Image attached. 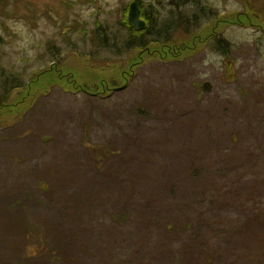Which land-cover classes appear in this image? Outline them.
<instances>
[{"label": "rangeland", "instance_id": "374dc122", "mask_svg": "<svg viewBox=\"0 0 264 264\" xmlns=\"http://www.w3.org/2000/svg\"><path fill=\"white\" fill-rule=\"evenodd\" d=\"M132 1L0 0V264H264V0Z\"/></svg>", "mask_w": 264, "mask_h": 264}, {"label": "water", "instance_id": "95a60500", "mask_svg": "<svg viewBox=\"0 0 264 264\" xmlns=\"http://www.w3.org/2000/svg\"><path fill=\"white\" fill-rule=\"evenodd\" d=\"M139 4L140 0H134L130 4L128 11V22L137 30H143L145 28V22L139 19ZM202 89L204 92H208L210 90V84L204 83L202 85Z\"/></svg>", "mask_w": 264, "mask_h": 264}, {"label": "trees", "instance_id": "16d2710c", "mask_svg": "<svg viewBox=\"0 0 264 264\" xmlns=\"http://www.w3.org/2000/svg\"><path fill=\"white\" fill-rule=\"evenodd\" d=\"M173 1V0H172ZM147 18V17H146ZM151 18H153L152 16H151ZM148 19V18H147ZM150 19V18H149ZM148 21V20H147ZM148 24H147V28L143 31V32H140V33H138L139 34V37H142L147 31H149V29H150V27H151V25H149V21L147 22ZM212 36H213V34H212ZM156 43V42H155ZM140 45H144V42H140L139 43ZM225 46L227 45V43L225 42V44H224ZM145 46H147V45H145ZM144 46V47H145ZM14 84V83H13ZM1 88H2V96H1V99H0V108L1 107H3L4 106V102L6 101V100H8V98H9V96H10V91L14 88V87H9V85H7V83H4L2 86H1Z\"/></svg>", "mask_w": 264, "mask_h": 264}, {"label": "flooded vegetation", "instance_id": "af4514ba", "mask_svg": "<svg viewBox=\"0 0 264 264\" xmlns=\"http://www.w3.org/2000/svg\"><path fill=\"white\" fill-rule=\"evenodd\" d=\"M145 2L147 3V7H149L148 11L146 9L147 12H145L146 16H150V15H154V12H156V10H152V8L155 7V2H157L158 4H160L162 2V0H145ZM143 3L144 1L141 0V4H140V12L142 10L143 7Z\"/></svg>", "mask_w": 264, "mask_h": 264}]
</instances>
